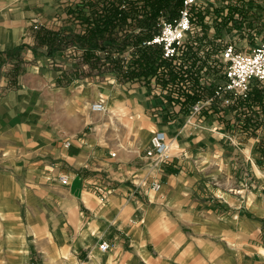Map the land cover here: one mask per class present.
Returning a JSON list of instances; mask_svg holds the SVG:
<instances>
[{
	"label": "crops",
	"instance_id": "1",
	"mask_svg": "<svg viewBox=\"0 0 264 264\" xmlns=\"http://www.w3.org/2000/svg\"><path fill=\"white\" fill-rule=\"evenodd\" d=\"M76 8L0 0V264H31L30 249L41 264H264V88L190 117L198 97L178 104L161 94L172 73L58 86L60 69L75 62L69 50L34 45L31 27L79 30ZM260 15L251 46L264 41ZM16 56L24 65L13 75ZM96 101L105 111L91 110ZM155 131L167 160L146 155ZM10 211L24 212V221L13 216L17 230Z\"/></svg>",
	"mask_w": 264,
	"mask_h": 264
},
{
	"label": "trees",
	"instance_id": "2",
	"mask_svg": "<svg viewBox=\"0 0 264 264\" xmlns=\"http://www.w3.org/2000/svg\"><path fill=\"white\" fill-rule=\"evenodd\" d=\"M122 0H79L74 11V18L80 29L74 31L54 30L33 24L32 37L34 45L44 49L48 55L55 51H64L74 60L71 69L61 68L56 80L58 86L82 78L101 79L105 73H113L120 82H145L149 75L156 71L160 62L161 48L158 45H143L142 42L152 37L155 32L152 23L161 8L173 7L175 10L182 5V0H152V11L147 17L127 23V18L136 19L135 5L122 3ZM125 6V7H124ZM88 7L89 13L84 11ZM134 26L145 28L137 34L129 33ZM140 29V30H142ZM133 37V49L130 58L126 57V47ZM14 51H9V55ZM24 62L19 56L12 66V74L16 75L23 69Z\"/></svg>",
	"mask_w": 264,
	"mask_h": 264
},
{
	"label": "built area",
	"instance_id": "3",
	"mask_svg": "<svg viewBox=\"0 0 264 264\" xmlns=\"http://www.w3.org/2000/svg\"><path fill=\"white\" fill-rule=\"evenodd\" d=\"M199 1L182 0V7L174 17L160 14L157 32L142 42L143 45H158L161 48V66L155 76L166 78L170 73L173 74V77L166 81L164 91L161 93L166 96L164 98H174L180 104L188 96L196 97L194 95L200 94L202 89L205 93L209 92L205 98L199 95L198 99L190 104V117L206 107L225 108L236 100L246 101L254 87L264 88V41L248 50L239 49L231 41L225 42L222 50L216 54L219 55L224 66V74L221 78L211 81L210 76L206 78L204 74L197 75L194 69L185 70L186 59L182 57L183 53H180V49L184 46L186 34L191 28V8ZM210 55L212 54L209 49H202L198 61L210 62L212 57ZM90 108L92 111L100 112L105 109V105L102 101H96ZM65 143L68 144L67 141ZM146 155L155 156L159 161L169 159V146L163 132L155 131L152 134ZM59 180L62 184L68 183L65 175L59 176ZM152 187L156 189L158 185L153 184ZM98 247L99 250L106 251L109 249V244L103 240Z\"/></svg>",
	"mask_w": 264,
	"mask_h": 264
},
{
	"label": "rangeland",
	"instance_id": "4",
	"mask_svg": "<svg viewBox=\"0 0 264 264\" xmlns=\"http://www.w3.org/2000/svg\"><path fill=\"white\" fill-rule=\"evenodd\" d=\"M151 2L152 0H122L121 5L124 4L126 8L128 7V4L129 6L135 5L136 7H133V9H137L135 14L136 19L134 21L133 19L128 20V23L134 24L136 20L146 18L148 13L152 11L153 6ZM250 2H254L255 4L248 6ZM78 3L79 0H75V4L77 5ZM181 7L182 5L174 11L171 10L173 7L165 6V8H161L158 14L154 17L155 19L152 23L155 30L154 33L157 32L160 14L174 17L178 14ZM262 9H264V0H200L193 5L190 12L191 28L186 34L184 46L180 49V53H183L182 57H185L186 59L187 68L185 70L191 71L194 69L193 71L196 72L197 75L200 73L201 75L204 74L206 78L211 77V81L221 78L224 74V66L219 55L216 54L222 50L223 44L232 38L231 29L234 26H237L236 30H238L237 33H234V36L238 37V44H236L237 47L241 50H248L251 48V45H253L252 43L257 41L255 37L260 38V34L262 33V30L255 29L258 26V21H260V13L262 12ZM241 38L245 42L244 44L239 43L241 41L239 39ZM202 49H209L212 54L210 55L212 56L210 62L207 60L198 61ZM160 63L161 61L157 65L156 71L161 66ZM201 91L200 94H195L194 96L198 97L201 95L204 98L208 96V91L206 93L204 92V89ZM10 207L12 206L10 205ZM1 215L4 216L3 213ZM15 215L18 217L20 216L21 221H24L25 215L23 211L20 212V214L17 212L14 215L10 211L9 215H7L10 218L8 220L10 228L17 230L13 225V216ZM2 222L3 221L0 217V225ZM31 240V236L26 238L27 245L31 246ZM30 250L31 253H33L31 255L32 260L30 263L41 264L40 256L35 254L32 249Z\"/></svg>",
	"mask_w": 264,
	"mask_h": 264
},
{
	"label": "bare ground",
	"instance_id": "5",
	"mask_svg": "<svg viewBox=\"0 0 264 264\" xmlns=\"http://www.w3.org/2000/svg\"><path fill=\"white\" fill-rule=\"evenodd\" d=\"M71 92H72V91H71ZM76 92H77V91H76ZM73 94H74V93H73ZM76 94H77V93H76ZM104 111H105V110H104ZM108 113H109V111H108ZM113 113H114V112H113ZM113 113H112V114H113ZM114 114H115V113H114ZM114 114H113V115H114ZM130 115H131V114H130ZM118 120H119V119H118ZM120 123H121V122H120Z\"/></svg>",
	"mask_w": 264,
	"mask_h": 264
}]
</instances>
